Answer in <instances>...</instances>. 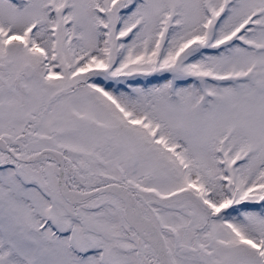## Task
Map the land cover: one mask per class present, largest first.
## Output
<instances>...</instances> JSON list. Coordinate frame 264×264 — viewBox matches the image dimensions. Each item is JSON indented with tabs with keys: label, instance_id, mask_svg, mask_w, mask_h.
<instances>
[{
	"label": "snow or ice",
	"instance_id": "6c2138e0",
	"mask_svg": "<svg viewBox=\"0 0 264 264\" xmlns=\"http://www.w3.org/2000/svg\"><path fill=\"white\" fill-rule=\"evenodd\" d=\"M0 264H264V0H0Z\"/></svg>",
	"mask_w": 264,
	"mask_h": 264
}]
</instances>
